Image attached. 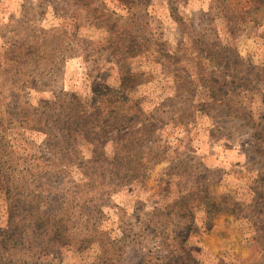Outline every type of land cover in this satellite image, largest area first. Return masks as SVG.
I'll list each match as a JSON object with an SVG mask.
<instances>
[{
	"label": "rangeland",
	"instance_id": "obj_1",
	"mask_svg": "<svg viewBox=\"0 0 264 264\" xmlns=\"http://www.w3.org/2000/svg\"><path fill=\"white\" fill-rule=\"evenodd\" d=\"M0 264H264V0H0Z\"/></svg>",
	"mask_w": 264,
	"mask_h": 264
},
{
	"label": "trees",
	"instance_id": "obj_2",
	"mask_svg": "<svg viewBox=\"0 0 264 264\" xmlns=\"http://www.w3.org/2000/svg\"><path fill=\"white\" fill-rule=\"evenodd\" d=\"M125 170V169H124Z\"/></svg>",
	"mask_w": 264,
	"mask_h": 264
}]
</instances>
